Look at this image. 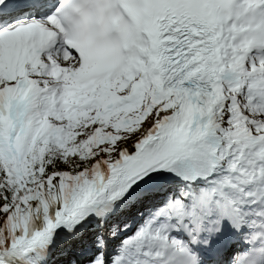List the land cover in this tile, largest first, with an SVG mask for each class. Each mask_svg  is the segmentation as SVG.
I'll return each mask as SVG.
<instances>
[{"label": "snow or ice", "instance_id": "obj_1", "mask_svg": "<svg viewBox=\"0 0 264 264\" xmlns=\"http://www.w3.org/2000/svg\"><path fill=\"white\" fill-rule=\"evenodd\" d=\"M0 264H264V0H0Z\"/></svg>", "mask_w": 264, "mask_h": 264}]
</instances>
